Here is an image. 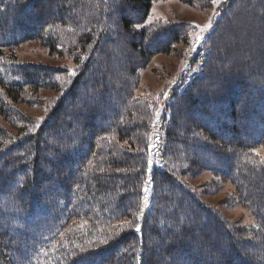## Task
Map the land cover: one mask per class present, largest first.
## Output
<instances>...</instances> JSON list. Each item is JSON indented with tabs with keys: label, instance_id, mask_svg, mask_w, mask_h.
<instances>
[{
	"label": "trees",
	"instance_id": "obj_1",
	"mask_svg": "<svg viewBox=\"0 0 264 264\" xmlns=\"http://www.w3.org/2000/svg\"><path fill=\"white\" fill-rule=\"evenodd\" d=\"M151 1H136L144 9L143 16L150 10ZM234 1L207 43L212 54L206 71L192 88L176 94L169 106V162L163 168L156 167L154 172L157 192L141 234L136 224L150 162L144 133L151 122L150 104L140 103L142 108L138 109V120L133 126L142 128L137 151L117 152V148L104 157V161L112 163L111 168H103L99 163L96 169H84L92 152H88L92 135L120 129V140L130 137V127L119 123L130 91L126 86L125 93L117 92L113 54L108 59L101 55L95 59L94 52L103 48L93 46L84 75L37 133L17 137L0 127V264H264V167L248 176L238 172L245 186V191L241 188L242 197L260 224L252 236L226 224L176 175L177 160L185 161L197 151L210 150L213 154L218 148L216 144L199 142L194 136L196 125L208 128L210 137L228 147H242L264 136V102L260 100L264 101V88L251 89L254 83L264 84V59H260V64L254 60L264 54V1ZM236 4L242 6L237 12ZM101 7H106V0H0V63H4L0 66V89L13 98L12 94L25 87L37 89L46 85L49 75V67L8 59L5 47L40 38L50 28L58 31L67 26L66 21L75 26L79 21L87 27L92 20L91 25L100 26L104 13L96 18L91 14ZM118 10L123 29L133 30L130 19L138 16V10L130 12L127 5H120ZM121 11L125 13L123 18ZM239 36H244L245 41L233 44ZM227 41L233 44L228 45L229 50ZM109 44L107 52L112 49L120 53L121 44ZM132 46L137 59L138 55L146 59L154 51L148 41L142 48H137V43ZM165 46L160 49L165 50ZM137 62L128 60L130 65ZM130 70L132 74L134 71ZM81 93L85 94L83 98L79 97ZM3 95L0 93L1 115L7 114L6 108L13 109ZM198 108L200 113L195 111ZM103 110L111 116L98 127L95 122ZM227 113L228 123L224 119ZM205 115L216 123L222 122V130L215 132L212 124H203ZM257 120L262 125L260 130L248 128L250 122ZM193 159L205 166L210 164L199 154ZM233 159L240 162L237 157ZM225 174L235 178L230 167ZM82 216L98 230L97 238L86 234L67 236L79 253L61 262L66 250H52L55 238L68 222ZM104 240L107 243H102ZM25 241L29 250L22 248ZM81 248L86 251L82 253Z\"/></svg>",
	"mask_w": 264,
	"mask_h": 264
},
{
	"label": "rangeland",
	"instance_id": "obj_2",
	"mask_svg": "<svg viewBox=\"0 0 264 264\" xmlns=\"http://www.w3.org/2000/svg\"><path fill=\"white\" fill-rule=\"evenodd\" d=\"M136 1L106 0L104 9L101 7L100 11L94 10L91 14L96 18L98 14L104 13L102 16L104 25H91L92 20H90L87 27H83L79 21L76 22L77 26L66 21L67 26L60 27L58 31L50 28L40 38L20 41L5 47L4 53L8 59L17 63L49 67V75L46 85L37 89L25 87L19 93L12 94L14 99L8 96L4 89H0V93L4 94L3 97L6 98L5 102L13 108H6L7 114L3 112L1 115L0 113V127L17 137L37 133L47 123L65 94L70 88L75 87L77 80L84 75L85 63L91 56L90 53L93 52V46L98 44V47L103 48L102 51L94 52L95 59L100 55L104 59H108L109 55L113 54L114 68L117 69L115 72L118 75L116 77L117 92L125 93L126 86L130 91L129 101L119 122L122 126L130 127V137L123 136V139L120 140L119 138L122 137V134L118 133L120 129H113L107 134H100L99 131L98 134L92 135L88 144V152L90 150L92 152L87 158L88 161L85 163L84 169H96L99 163L103 168L105 166L111 168L112 163H109L108 160L104 161V157L108 153L116 152L117 148V152H121L122 149L131 153L133 150L137 151L140 148L137 141H139V133L142 132V128L140 126L133 128V126L138 120V109L142 108L140 103L150 104V113L147 114L151 122L144 132L147 137L145 148L150 155V162L147 181L143 187L141 214L136 224V229L139 227L138 232L141 234L147 215L151 210L155 192H157V182L153 180L154 172L156 167L163 168L169 162L166 158L169 145L168 132L172 118V110L169 106L176 100V94H183L192 88L201 78L202 72L206 71V66L209 64L207 60L212 54L211 47H208L207 43L219 23L222 24V18L227 13L231 2L234 4L236 2L234 0H217L216 3H213L212 0H152L150 10L143 16L144 9ZM262 4L264 5V2ZM120 5H127L130 12L132 9L138 10V16L130 19L133 28L131 31L124 30L119 21L118 8ZM240 6L241 4H236L234 10L237 12L242 8ZM107 12L113 14L108 15ZM120 14L123 18L125 13L121 11ZM209 22L211 27L208 31L201 32V28ZM197 33L202 37L199 41L196 40ZM244 36H239L238 40H234L232 43H242L245 41L243 40ZM147 41L152 43L154 51L146 59L140 55L137 59L136 48L132 44L137 43L139 45L137 48H142ZM110 42L121 44L118 46L119 54L112 49L107 52ZM230 43L227 41L225 44L232 47L233 44ZM163 44H167L164 47L165 50L160 49ZM250 44L252 45V43ZM229 46L227 50H229ZM103 52L106 53L102 54ZM238 58L237 61H239ZM261 58L264 59V54H261L260 57L257 56L254 60L260 64ZM128 60L131 63L135 60L138 62L130 65ZM2 64L4 63H0V66ZM127 66H130L134 71L132 74L130 68L127 70ZM260 87L264 88V84L254 83L251 89L255 91ZM84 95L81 93L79 97L83 98ZM260 100L264 102L263 99ZM67 104L70 105V102L67 101ZM78 107L80 108V106ZM70 109L75 112L73 108ZM195 111L200 113V108ZM227 115L228 113L225 114L224 119L228 120V123L230 120ZM110 116L109 112L103 110L98 115L95 124L98 127L105 125L104 120L108 122L107 119ZM202 122L208 127L212 124L215 132H219L223 128L222 122L216 123L208 115L203 116ZM248 128L257 131L262 128V125L257 120L253 123L250 122ZM207 129L196 125L194 136L199 139L200 143L207 142L210 143L209 146L216 144L218 148L213 151V154L210 150L209 153L197 151L185 161L184 159L177 160L176 175L185 184V188L193 190L206 205L223 218L226 224L234 229L245 230L248 236H252L260 224L255 218V213L246 206L244 197H242L241 188L245 191V186L240 175L238 176V172L241 171L248 176L252 171H260L264 167V136L258 141L248 142L242 147H228L210 137L211 132ZM227 137L230 138L231 135ZM133 142L138 145L130 146L129 143ZM196 154L201 155L202 160L210 162L209 165H213L215 169L213 166H205L194 160ZM233 157H237L240 162L237 163ZM229 167L231 170L233 169L235 178L225 174ZM76 168L75 166L74 169L76 170ZM118 169L125 168L118 167ZM145 196H147L146 201ZM193 225L200 226V223H193ZM13 233L18 235L15 230ZM97 233L98 230L91 226L84 216L74 218L67 223L64 231L60 230L57 234L52 250L54 252L61 249L66 250V256L61 259V262L74 258L79 251L68 241L67 236L86 234L88 237L97 238L95 235ZM23 243L22 248L29 250V244L26 241ZM4 258L6 257L4 256ZM139 261L141 262V259Z\"/></svg>",
	"mask_w": 264,
	"mask_h": 264
},
{
	"label": "snow or ice",
	"instance_id": "obj_3",
	"mask_svg": "<svg viewBox=\"0 0 264 264\" xmlns=\"http://www.w3.org/2000/svg\"><path fill=\"white\" fill-rule=\"evenodd\" d=\"M212 2H213V3H216L217 0H212ZM210 27H211V23L209 22V23L206 24L203 28H201V32H206V31H208V29H209ZM201 39H202V37L200 36L199 33H197V35H196V40L199 41V40H201ZM73 74H74V72H73ZM145 192H147V189H145ZM146 200H147V196H145V201H146ZM137 230H139V227L137 228ZM102 243H107V241L104 240V241H102ZM80 251L83 253V252H85L86 250H85L84 248H81Z\"/></svg>",
	"mask_w": 264,
	"mask_h": 264
},
{
	"label": "bare ground",
	"instance_id": "obj_4",
	"mask_svg": "<svg viewBox=\"0 0 264 264\" xmlns=\"http://www.w3.org/2000/svg\"><path fill=\"white\" fill-rule=\"evenodd\" d=\"M154 172V171H153Z\"/></svg>",
	"mask_w": 264,
	"mask_h": 264
}]
</instances>
